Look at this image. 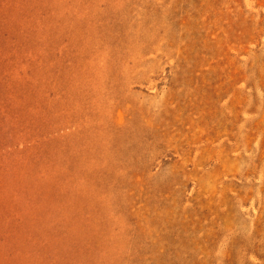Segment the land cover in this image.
<instances>
[{
  "label": "rangeland",
  "instance_id": "374dc122",
  "mask_svg": "<svg viewBox=\"0 0 264 264\" xmlns=\"http://www.w3.org/2000/svg\"><path fill=\"white\" fill-rule=\"evenodd\" d=\"M0 264H264V0H0Z\"/></svg>",
  "mask_w": 264,
  "mask_h": 264
}]
</instances>
